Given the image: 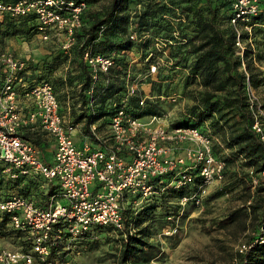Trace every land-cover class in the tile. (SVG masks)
Masks as SVG:
<instances>
[{"label": "trees", "instance_id": "1", "mask_svg": "<svg viewBox=\"0 0 264 264\" xmlns=\"http://www.w3.org/2000/svg\"><path fill=\"white\" fill-rule=\"evenodd\" d=\"M86 1L89 8L84 14L83 27L76 33V44L65 52L56 43L58 51H51L38 63L31 62L21 72L28 87L20 84L18 91L22 94L39 82H50L57 93L62 114L69 112L73 124H83L81 133L84 136H92L90 125L93 123H97L99 132L106 135L110 119L122 107L134 117L160 115V100L145 99L143 105L140 103L144 91L126 96V80L133 79L132 72L136 68L129 53L133 50L141 52L139 62L144 65L143 69L149 70L155 59L147 61L146 56L151 49L156 51V56L159 55L153 44L155 39L161 38L173 61L158 68V78L150 81V92L169 95L180 91L192 100L169 127H198L218 137L221 144H215L214 152L225 159L227 168L222 187L216 195L221 196L241 187L245 192V203L253 200L255 194L248 169H253L255 173L264 170V146L252 130L246 88L248 80L256 89L264 84V71L257 66V61L264 59V0L262 11L247 23L252 27L251 31L245 30L241 35L244 41L257 35L260 39L254 41L256 47L248 44L243 55L236 44L237 33L230 24V0H107L101 8L95 6L104 0ZM134 3L143 5V8L131 13L129 9ZM36 34H40L39 22L33 13L23 16L5 14L0 19V43L3 37H31ZM132 34H136L137 39H132ZM86 50L115 58V65L108 73H99L92 96L87 94L93 80L92 70L84 60ZM67 62L65 73L57 74L60 66ZM243 63L248 77L242 68ZM175 75L180 76L175 79ZM1 83L0 72V86ZM80 83L81 86L77 87ZM24 136L39 143L34 136ZM91 140L98 143L93 137ZM44 147L47 148V145ZM225 149L229 152L222 154ZM2 170L3 164L0 163V199L22 194L46 205L53 196L61 193L60 185L55 181L38 175L12 178L4 175ZM193 173L196 183L192 186L196 189L201 178L197 171ZM168 178L169 174L157 180L165 183ZM44 181L47 187L38 194L35 189ZM188 189L169 187L137 209L133 203H128L123 211L124 231L101 226L93 229L97 234L106 231L118 237L120 247L116 264H152L160 253L159 246L150 241L154 232L152 225L164 222L172 214L170 209L176 206L175 203L169 208L171 198L183 196ZM256 191L264 192V185L257 187ZM248 217L254 218L257 223L254 234L248 235L247 243L252 247L243 255L242 264H264V240L261 239L264 235V197L259 196L255 201L231 211L219 221V226L229 229L238 224L246 229ZM8 222V215L3 214L0 236L14 238L23 250L29 251L32 245L25 234L11 228ZM98 239L97 235L71 241L63 230L62 239H52L49 261L65 259L73 248L94 249Z\"/></svg>", "mask_w": 264, "mask_h": 264}, {"label": "built area", "instance_id": "2", "mask_svg": "<svg viewBox=\"0 0 264 264\" xmlns=\"http://www.w3.org/2000/svg\"><path fill=\"white\" fill-rule=\"evenodd\" d=\"M230 1V24L237 33L236 44L243 55L246 45L242 32L251 31L247 23L262 11L263 0ZM88 8L86 0L0 1V19L5 14L33 13L39 22L41 40L54 41L69 52L77 42L76 33L84 25ZM131 37L137 39L136 34ZM84 60L92 70L93 85L87 91L92 96L99 73H108L115 65V58L86 50ZM30 63V58L0 47L2 172L12 178L41 176L57 182L61 193L46 205L22 194L0 199V218L8 215V225L24 233L32 245L29 251L0 247V264H35L37 260L54 264L49 261L52 239H62L63 230L71 241L97 237L93 230L96 226L124 231L123 211L128 203H133L137 209L169 187H185L189 189L179 197V205L199 206L210 186L224 180L227 162L214 152L215 144H221L218 137L198 127L170 128L161 122L152 124L130 115L123 107L110 119L106 136L99 132L98 124L93 123L90 125L92 136H86L84 144L79 146L75 139L79 125L66 121L50 82H39L22 94L18 91L20 84L28 87L21 72ZM242 68L248 77L245 63ZM246 89L252 130L264 146V102L249 80ZM137 91V84L127 85L126 96ZM20 95L27 100L26 107L19 101ZM144 102L142 98L140 103ZM27 128L33 129L46 142L52 141L54 146L44 149L33 139L25 138ZM92 137L98 143H94ZM49 153H52L50 158ZM194 171L201 178L196 189L192 186L196 183ZM248 172L253 190L264 185V170L255 173L248 169ZM167 174L169 178L165 183L157 180ZM174 204L171 201L169 208ZM173 219L174 215L168 216V220ZM175 231L170 227L166 233L174 234ZM262 232L264 234V227ZM261 239L264 240V235ZM251 247L247 241L242 243L227 264H242L243 255Z\"/></svg>", "mask_w": 264, "mask_h": 264}, {"label": "rangeland", "instance_id": "3", "mask_svg": "<svg viewBox=\"0 0 264 264\" xmlns=\"http://www.w3.org/2000/svg\"><path fill=\"white\" fill-rule=\"evenodd\" d=\"M106 2L107 0L101 1L100 3H97L95 7L101 8ZM142 8L143 5L134 3L131 5L129 11H131V13H136ZM257 39H260V35L245 40V45L252 44L253 47H256L254 41ZM154 41V48L157 49L159 55L156 56V51L154 49H151L148 52L146 60L149 61L155 59V62L151 65L149 70L143 69L144 65L139 62L141 52L133 50L129 53L136 68L132 72L133 79L131 78L128 82L126 80V86L135 83L138 85V93L144 91L143 94L141 93L142 98L154 101L160 100L161 102L162 113L160 115L144 116L140 118L141 120H145L152 124L161 122L171 125L172 122L178 118L180 113L186 109V106L192 103V100L189 97L182 95L180 91L172 92L169 95H159L158 92H150V81L158 78V68L166 64H172L173 61L169 57L168 47H165L161 38H157ZM55 44L54 41L46 42L41 40L39 34L32 35L31 37L13 35L3 37L1 39L0 47L2 49L11 50L14 53L18 50L22 51V54L26 58H30L31 62L34 64L49 56L51 51L52 53L58 51ZM68 64L69 62L60 66L57 74L65 73ZM257 66L264 71V59L257 61ZM164 73L167 74V72ZM53 76L56 77L58 75ZM179 76L180 75H175L174 78L177 79ZM80 86L81 83L77 85V87ZM254 89L256 94L264 102V84L259 88ZM63 115L66 121L71 122L69 112ZM82 125L83 124L79 125V130H81ZM204 127L205 126L203 125V128ZM25 130L26 134L31 135V137L42 138V136L34 135L35 131L31 128ZM75 139L79 145L81 142L80 139L76 137ZM46 144L47 149L52 148V141H47ZM228 152L229 150L225 149L222 154ZM222 184L223 182L213 183L207 194L202 198L199 206L190 203L183 207L179 205L180 199L177 196L171 198L172 201L176 203V206L173 209H170L175 219L168 220V218H166L164 222H155L152 225L154 232L150 241L158 245L160 248V253L152 261V264H198L202 262L227 264L233 259L237 253L238 247L247 241L248 235L253 234L257 221L252 217H248L246 221V229H242L238 224L232 225L229 229H224L219 226V221L225 218L231 211L243 207L244 204H249V202L245 203V192L241 187L233 192L217 196L216 194L222 187ZM46 187L47 182L44 181L35 190L39 194L41 190L45 191ZM256 190L257 188L253 191V194L255 195L254 199L250 200V203L251 201H255L259 196L264 197V192L257 193ZM170 227L171 231L172 229H176L174 234L166 233ZM97 235L99 239L96 248H73L65 259L56 258L53 263L116 264L117 254L120 247L118 237L116 234L108 233L106 231H100ZM21 246L22 245H19L18 241L15 242L12 237L0 236V247L23 250ZM35 264L43 263L42 261L37 260Z\"/></svg>", "mask_w": 264, "mask_h": 264}, {"label": "crops", "instance_id": "4", "mask_svg": "<svg viewBox=\"0 0 264 264\" xmlns=\"http://www.w3.org/2000/svg\"><path fill=\"white\" fill-rule=\"evenodd\" d=\"M17 47V46H16ZM15 47V48H16ZM17 55H19V56H23V57H25L22 53V51H17V52H15ZM19 101L21 102V104H23V106H25L26 107V104H27V100L26 99H24V97H22L21 95H20V97H19ZM25 132H26V130H25ZM35 133V132H34ZM34 135H37L36 133L34 134ZM38 136V135H37ZM76 138H78V139H80V146H82L83 144H84V142H85V140L87 139V137L86 136H84L82 133H81V130H78L77 131V135H76ZM35 140H39V145L40 146H42L44 149H46L44 146H46L47 144H46V140L45 139H43V138H40V137H36V139ZM77 142V141H76ZM78 144V143H77ZM52 146L51 147H53L54 146V144H53V142H52V144H51ZM48 155V157L50 158L51 156H52V153H49V154H47Z\"/></svg>", "mask_w": 264, "mask_h": 264}]
</instances>
